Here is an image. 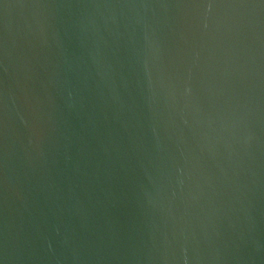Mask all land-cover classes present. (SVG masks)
I'll list each match as a JSON object with an SVG mask.
<instances>
[{"label": "water", "instance_id": "1", "mask_svg": "<svg viewBox=\"0 0 264 264\" xmlns=\"http://www.w3.org/2000/svg\"><path fill=\"white\" fill-rule=\"evenodd\" d=\"M0 264H264V0H0Z\"/></svg>", "mask_w": 264, "mask_h": 264}]
</instances>
